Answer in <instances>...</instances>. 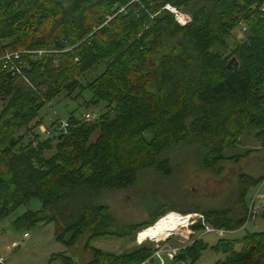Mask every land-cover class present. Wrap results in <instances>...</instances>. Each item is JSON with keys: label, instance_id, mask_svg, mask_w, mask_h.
<instances>
[{"label": "trees", "instance_id": "16d2710c", "mask_svg": "<svg viewBox=\"0 0 264 264\" xmlns=\"http://www.w3.org/2000/svg\"><path fill=\"white\" fill-rule=\"evenodd\" d=\"M263 4L0 0V58L22 53L25 64L21 75H12L9 64L0 60V221L35 199L40 210L17 217L15 228L54 223L55 241L66 248L85 231L84 249L91 255L85 264H143L152 253L145 245L112 254L88 243L103 236H135L172 210H153L143 223L118 224L106 215V206L95 202L103 191L131 187L145 169L170 174L162 154L173 147L178 154H194L201 168L212 171L224 161L238 160L222 151L236 145L243 130L264 133ZM164 6L184 13L188 22L178 25ZM240 23L243 39L222 56L224 38ZM230 57L237 63L234 70L226 66ZM98 67L93 78L84 79ZM85 91L89 97L82 106L102 103L92 122L70 113L59 139L32 133L44 106ZM263 180L264 173L256 178L241 174L233 207L197 213L215 229H238L246 219V192ZM46 210L49 215L36 218ZM260 215L264 218V210ZM191 230L201 227L197 223ZM242 240L237 252L230 242L218 240L212 249L223 248L225 256L213 264H264V234H245ZM204 248L194 239L172 263L194 264ZM59 257L62 264H73Z\"/></svg>", "mask_w": 264, "mask_h": 264}, {"label": "rangeland", "instance_id": "374dc122", "mask_svg": "<svg viewBox=\"0 0 264 264\" xmlns=\"http://www.w3.org/2000/svg\"><path fill=\"white\" fill-rule=\"evenodd\" d=\"M241 28L240 26L238 30H234L231 37L224 38L227 47L221 52L222 56L229 54L235 40L243 39L245 30ZM100 70L101 67H98L93 72L86 73L84 79L93 78ZM77 96L76 99L57 98L44 106L36 118V120H40V126L32 133L40 132L41 129L49 130L53 120L63 119L70 113L80 119L83 113L89 112L97 115L101 111L102 103L81 105V102L89 97L86 91ZM41 135V138H44V135ZM263 138L264 133L256 135L254 128H246L238 137L236 145L229 146L222 151L224 157L236 156L238 160L224 161L212 171L201 168L196 156L190 152L182 153L180 150L178 154L177 147L164 151L162 158H165L169 163L170 174L163 175L153 169H145L136 175L131 187L124 190L103 191L101 198L95 203L106 206V215L118 224L133 225L146 222L149 218L148 214L153 210L159 211L167 208L171 209L172 212L168 211L157 218L150 228L138 230L135 236L119 238L103 236L89 241L88 246L102 252L121 254L129 252L139 245H145L152 250L165 246L181 249L194 239L200 238L199 240L205 244V248L195 264H213L225 256L221 250L223 248L210 249L218 240L230 242L231 250L233 252L239 251L245 243L242 240L245 234H264V218L260 214L253 215L252 211V207L258 204L264 206V180L256 186H251L246 192L243 199L246 219L234 233H227L219 237L215 234L189 236L186 233L187 229L181 225L165 239L170 230L160 229L157 222L164 216H169L170 213H176L181 218L182 215L192 214L200 210L233 207V202L236 201L240 190L239 178L241 174L256 178L264 173V169L262 170L264 161ZM39 210L40 203L31 199L26 205L17 207L1 219L0 261L3 264H62L60 255L68 258L73 264H85L89 261L91 255L84 249L88 237V233L85 231L81 233L71 247L66 248L55 241L54 223L44 224L36 221L25 229L13 226V221L26 211L37 212ZM250 211H252L251 216ZM47 215H49L48 210L38 213L36 218H43ZM194 218H190L189 221H194ZM145 230L146 235L148 233L147 237H143ZM23 233H26L27 236L23 237ZM149 234H154L156 237ZM157 239L159 240L156 241ZM168 239L170 243L165 244L164 242ZM11 243H15L14 246L10 247Z\"/></svg>", "mask_w": 264, "mask_h": 264}, {"label": "built area", "instance_id": "2783aa9c", "mask_svg": "<svg viewBox=\"0 0 264 264\" xmlns=\"http://www.w3.org/2000/svg\"><path fill=\"white\" fill-rule=\"evenodd\" d=\"M164 9L167 10L168 12H170L171 14H173L176 23L180 26H183L189 20L187 15L181 14L180 12L174 10L173 8H171L169 6H164ZM261 10H264V4H263ZM240 26L242 27L241 29L244 30V25L242 23H240ZM29 53H32V52H29ZM36 53L39 55V54H42L45 52L44 51H37ZM20 54H22V53L11 52V53L4 54L0 58V60H2L4 62V64H9V71L12 75H21V71L25 68V64L20 60ZM81 119L83 122H87V123L92 122L95 119V115L92 113L86 112V113H83L81 115ZM66 127H67L66 120L59 119L54 123V125H52V127L49 130L41 129L40 132L46 138H53V137L59 136L61 134H64L66 131ZM263 210H264V206L262 204L261 205L258 204L257 206L252 207L253 215L256 213L262 212ZM252 211H250V216L252 215ZM196 213L197 212L181 216V218L186 219L184 227L187 229L186 231H187L188 235L198 234V236H201L203 234H215L216 236H222L224 234L234 232L231 230L215 229V228H213V227H211L205 223L204 218L201 214H199V213L196 214ZM192 217H195L196 219L194 218V221H189V219ZM247 217H248V215H247ZM197 223L201 227V230L194 232L193 230H191V226H193ZM170 235L166 236V238H168ZM22 236L26 237L27 235H26V233H23ZM185 237L187 238V236H185ZM196 239H198V238H196ZM183 247H181V248H183ZM179 249L178 248H170L169 246L156 248V249L152 250L151 255L149 256L148 259H146L144 261L143 264H151L152 260H156V262H157L156 264H164V260H166V259L171 260L177 254Z\"/></svg>", "mask_w": 264, "mask_h": 264}, {"label": "bare ground", "instance_id": "6f19581e", "mask_svg": "<svg viewBox=\"0 0 264 264\" xmlns=\"http://www.w3.org/2000/svg\"><path fill=\"white\" fill-rule=\"evenodd\" d=\"M173 214V213H172ZM171 213L168 214L169 216H165L163 218H161L157 223L160 229H168V230H173V229H177V227L181 226V225H185V218H180L177 214H173ZM156 223V225H157ZM208 225V224H207ZM176 231V230H175ZM175 231H172L171 233H169L168 235L174 233ZM143 232H146L143 231ZM148 234V233H147ZM142 235V233H141ZM154 236V234H151ZM143 236V235H142ZM144 237V236H143ZM149 239V238H148ZM159 239H157L156 241H158Z\"/></svg>", "mask_w": 264, "mask_h": 264}, {"label": "crops", "instance_id": "0c3cea01", "mask_svg": "<svg viewBox=\"0 0 264 264\" xmlns=\"http://www.w3.org/2000/svg\"><path fill=\"white\" fill-rule=\"evenodd\" d=\"M257 196H258V195H257ZM175 214H176V213H175ZM256 214H260V212H259V213H256ZM256 214H255V215H256ZM177 228H178V227H177ZM175 230H176V228L173 229V230H170V232L175 231ZM237 230H238V229H235V230H233V231L236 232ZM231 231H232V230H231ZM170 232H169V233H170ZM194 232H195V231H194ZM234 232H232V233H234ZM186 233H187V232H186ZM143 234H144V237H147V236H148V234L146 235V232H143ZM143 234H142V235H143ZM230 234H231V233H230ZM149 235H150V234H149ZM187 235H188V233H187ZM150 236H153V235H150ZM189 236H192V235H189ZM153 237H156V236H153ZM183 237H184V236H183ZM218 237H219V236H218ZM185 238H186V237H185ZM166 239H167V238H166ZM186 239H187V238H186ZM199 239H200V238H199ZM199 239H197V240H199ZM181 242H182V241H181ZM164 243H165V244H168V243H170V240L168 239V240H167L166 242H164ZM190 243H191V242H190ZM14 244H15V243H11V244H10V247L14 246ZM187 245H188V244H187ZM7 248H8V247H7ZM212 248H213V246H211V247H210L211 250H216V249H217V248H215V249H212ZM200 255H201V254H200ZM199 258H200V257H199ZM198 260H199V259H198ZM198 260H197V261H198ZM197 261H196V262H197ZM167 262L170 263V264H174V263H172V260H170V259H166V260H164V264L167 263ZM196 262H195V263H196ZM156 263H157L156 260H152V261H151V264H156ZM195 263H194V264H195ZM177 264H184V263H177Z\"/></svg>", "mask_w": 264, "mask_h": 264}, {"label": "water", "instance_id": "95a60500", "mask_svg": "<svg viewBox=\"0 0 264 264\" xmlns=\"http://www.w3.org/2000/svg\"><path fill=\"white\" fill-rule=\"evenodd\" d=\"M237 63L235 62V59L233 57L229 58L227 60L226 66L231 67L232 70L236 68ZM61 135L57 136V139H59Z\"/></svg>", "mask_w": 264, "mask_h": 264}]
</instances>
